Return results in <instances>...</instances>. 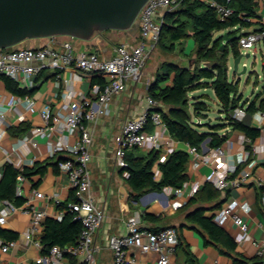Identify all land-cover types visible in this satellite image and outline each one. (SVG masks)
<instances>
[{
	"label": "built area",
	"instance_id": "built-area-1",
	"mask_svg": "<svg viewBox=\"0 0 264 264\" xmlns=\"http://www.w3.org/2000/svg\"><path fill=\"white\" fill-rule=\"evenodd\" d=\"M201 1L210 4L222 21L233 14L231 8L216 0ZM254 2L257 3L258 9L264 7V0H254ZM177 5L178 0H148L137 19L140 40L133 46L126 43L115 46L111 56L94 51H76L70 40L64 41L59 46L47 45L37 48L14 46L0 49V77L7 76L25 89H33L36 86V77L47 70H52L57 79L61 78L63 70L72 69L77 73L103 78L105 81L104 85L101 83L92 85L88 94L80 93L62 100L56 110L48 103L38 108L36 101L30 96L12 97L5 108L2 106L0 109V142L6 135L5 130L11 127L5 121V115L11 109L17 110L20 121L25 120V115L19 105H22L28 113L38 114L41 117L44 126L30 128L21 138V143H31L36 147L39 143L36 138H46L50 155L65 158L59 162L58 167L67 177L68 186L76 198L75 201L68 203V210L76 212V218L82 223V231L76 243L64 247H51L47 253L39 255L36 259L37 264H69L72 258H82L87 264L96 263L95 234L103 223L105 212L96 205L91 193L93 131L90 124H94L101 116L108 114L110 103L127 89L129 82L138 83L141 80L150 54L159 42L162 15L166 11L173 10ZM239 35L240 51L243 54L254 53L253 49L261 45L264 39V33L245 31V29L241 30ZM3 102L4 99L0 98V106ZM146 105L147 108L143 112L124 123L114 138V157L120 168L126 166V153L133 148L148 151L166 149L167 155L176 150L175 140L170 136L161 113L152 110L158 106V103L147 96ZM247 113H249L247 105L242 103L234 109L232 116L243 121ZM252 115L262 126L264 111H257ZM195 122L202 124L203 120L195 118ZM260 130V139L264 143V128L261 127ZM54 135H58L56 140ZM248 143L250 139L243 136L237 164L234 161L229 164L223 162L225 152L222 147L210 149L208 154L203 155L199 149L188 145L185 152L189 155V164L193 169L198 168L202 163L212 166L213 172L205 182H211L216 189L222 191L247 185L251 181L254 153L246 147ZM20 151L16 145L11 148V154L4 150L8 163L23 170L27 163L22 160ZM166 156L161 157L160 161H164ZM238 166L243 167L237 172ZM154 173L156 179H160L161 172L157 164ZM124 176L127 177L128 173L125 172ZM26 179L23 175L18 177L17 196H23L22 183ZM256 181L262 185L261 179ZM200 186L201 184H194L188 192L185 184L182 188H171V190L176 196L186 194L190 199ZM53 197L56 198L57 204H60L58 195ZM34 198L50 199L41 191L35 190L33 198L26 199L21 206H16L8 200H0V225H5L8 217L20 209L28 213L30 224L21 237L33 242L42 251L40 237L48 215L46 211L33 204ZM262 199L264 200V193ZM184 205H186L185 201L173 203L174 208H181ZM250 211L251 207L248 203H239L235 199L228 200L214 213V221L220 226L232 222L241 232L236 242L249 241L251 240L248 233L249 225L244 214ZM63 214L64 211H60L58 219H61ZM126 229L125 233L113 234L108 238V247L113 253L112 264H138L134 256L137 252L154 255L156 264H172V258L179 244L176 228L168 226L159 231L141 229V218L132 216L126 221ZM254 244L257 247V256L264 264V234L260 240L254 241ZM19 246L17 239L6 241L0 238V249L3 252L16 250Z\"/></svg>",
	"mask_w": 264,
	"mask_h": 264
},
{
	"label": "crops",
	"instance_id": "crops-1",
	"mask_svg": "<svg viewBox=\"0 0 264 264\" xmlns=\"http://www.w3.org/2000/svg\"><path fill=\"white\" fill-rule=\"evenodd\" d=\"M258 14L261 17L260 21L255 22L253 27L245 29V31H254L258 29L261 24L264 26V7L258 9ZM222 34V32H219V34L214 37L218 38ZM122 35L123 40L120 42L121 44L126 43L133 46L140 40L138 26L133 30L123 31ZM110 39V33L106 31L96 34L88 41L75 38L72 39L67 36H56L28 39L26 43L23 44L24 46L37 48L47 45L59 46L64 41L70 40L76 51L94 50V52L98 51V53L102 55L111 56L114 47L110 45V50L105 47V45H109L108 42ZM261 45H258L256 49H260ZM194 46H196L195 41L192 40V37H189L181 43L176 44L175 52H173V54H179L176 59H164L163 56H161L162 60L159 61L157 57L159 55H156V57L151 56L145 66L144 82L148 81L149 85L154 82L156 73L164 62H173L181 66H187L185 63L195 58ZM260 50H263V45ZM230 55L233 61L234 56L232 53ZM45 74L53 75L55 73L52 70H47ZM95 77L97 76L81 74L72 69H66L61 72L60 79H57L56 75H53L49 79H45L44 81L41 80L38 83L36 82L37 92L32 98L36 101L38 108L48 103L56 110L62 100L72 95H79L80 93L88 94L92 85L95 84L93 83ZM135 85L136 83L129 82L127 89L110 103L108 114L100 117L102 120H105L103 122L104 124H100L102 132H106L107 135L109 134V137L105 136L100 141H93L94 145L92 144L93 147H91V193L96 205L105 212L103 223L95 234V264H112L113 253L108 247V238L113 234L125 233L127 231L126 221L132 216H139L141 218L142 229L166 226H173L176 228L181 237V245L172 258V264H232L231 258L221 254L215 246L205 244L203 236L197 230L193 229L190 223L186 222V212L183 211L185 205L181 208H174L173 203L175 201H185L187 204L189 199L186 197V194L183 196H176L172 193L171 188L168 187L162 192H150L145 194L138 202L131 200L130 188L120 174V167L117 168L114 162L115 143L114 139L110 141V135H114L115 138L128 119L137 116L147 108L145 103H141L138 107L137 95L133 89ZM130 87L133 88L129 90ZM212 93L217 101L219 116L223 118L224 115L220 113L221 108L213 90ZM194 95L197 94L193 93V96ZM12 97L17 96L6 90L3 77L0 78V98L4 99L0 109H2V106L5 108L6 103H8ZM263 97L264 94L261 98ZM254 99L248 101L251 102ZM248 101H244L243 104L246 102L249 103ZM257 102L259 103V101ZM19 108H22L24 111V121L19 120V113L16 109H11L5 115V121L10 124L11 127L5 130L6 135L0 142V166L8 162L4 150H7L11 154V148L15 145L20 148L21 158L27 163L26 167L33 168L36 163H50L43 177L35 175L30 179L27 178L22 183L23 197L25 199L33 198V192L35 190L41 191L50 199L39 200L34 198L33 204L46 211L47 217L58 218L60 210L57 209V200L53 196L58 195L59 202L64 203L69 201L72 190L68 186L67 177L61 173L60 170L58 173L54 172L52 164L57 161L59 156L52 157L50 155L46 138H36L39 143L38 146L35 147L31 143L22 144L21 138H23V136L11 135L10 129L18 127L21 124L28 125L30 128L44 126V122L38 114L28 113L22 105H19ZM247 118L250 121L249 123L246 122ZM243 122L253 128H264V121L261 126L260 123L253 118L251 113L246 114ZM202 124L205 123L202 122ZM90 127L92 131L95 130L93 123L90 124ZM112 127L120 128L119 132L111 131ZM204 128H207V125L199 129L200 131H206ZM219 133L221 135L228 134L227 141L221 146L225 152L223 162L229 164L231 161H234L237 164L241 152V141L243 136L246 135L238 130H232L229 127L222 129ZM57 138L58 135H54V139L56 140ZM174 147L176 150L180 149L186 151L188 144L175 140ZM246 147L254 153L253 177L249 184L231 188L227 201L235 199L239 203H248L251 207V211L248 214H244V217L248 221V233L251 236V240L237 242V253L246 258H253L257 256V247L254 241L260 240L264 234V200L262 199L264 193V166H262L264 163V143L259 137L255 141L250 139V143H248ZM209 150L207 144L205 146L202 144L199 152L206 155ZM166 153V149L162 151V157L166 156ZM212 172L213 169L210 164L202 163L196 169H193L189 164L187 181L185 182L187 192L194 184H204L207 177L210 176ZM0 174L2 175V171H0ZM257 179L262 180V185L257 183ZM207 214H211V212H207ZM160 217H162L161 220H159ZM29 224L30 215L20 209L8 217L5 225H0L1 229L17 234V240L20 244L18 249L9 252H3L0 249V264H37L36 259L42 253L41 249L33 242H28L21 237L22 233L28 229ZM222 227L235 238V240L241 235L240 230L232 222H227ZM0 238L5 240V237L1 235ZM187 252L194 258V262L187 259ZM134 256L138 264H156V257L154 255H143L137 252ZM69 264L87 263L82 258H72Z\"/></svg>",
	"mask_w": 264,
	"mask_h": 264
},
{
	"label": "trees",
	"instance_id": "trees-1",
	"mask_svg": "<svg viewBox=\"0 0 264 264\" xmlns=\"http://www.w3.org/2000/svg\"><path fill=\"white\" fill-rule=\"evenodd\" d=\"M216 1L233 10L230 18L222 21L216 10L201 0H178V5L173 10L163 13L157 46L161 51L171 54L175 52L177 43L192 37L196 44L194 54L197 63L191 68L173 62L162 63L154 82L148 86L147 91L148 96L158 103L155 110L161 113L170 136L176 141L186 143L199 150L206 140L209 149L221 147L227 141L228 134L221 135L219 131L228 127L242 132L252 141L261 136L260 129L233 118V111L241 104L242 99L237 94L238 86L230 80L228 75L229 54L232 53L234 57L241 54L239 46L241 30L249 29L254 26L255 22L260 21L258 5L254 0ZM235 27L237 28L235 29ZM221 31H227L229 37L237 35V38L227 42L224 49H220L223 36L214 37L215 33ZM254 31L264 33V26L261 24ZM262 45L264 48V39ZM45 72L43 71L36 77L37 83L55 75L45 74ZM2 77L6 90L13 95L32 97L37 92V86L30 90L25 89L9 77ZM93 83L104 85L105 81L103 78L95 77ZM203 88L214 91L221 108L220 113L224 115L219 122L221 125H207L209 129L206 131H200L199 128L204 126L197 124L195 118L207 120L209 108L203 97L193 96L194 91ZM261 96L263 95L259 93L253 101L245 103L249 113L264 111V97L261 98ZM29 128L28 125L21 124L11 128L10 133L13 136L22 137L29 132ZM161 157V150H152L144 154L140 152L139 148L127 151L126 166L120 168V174L130 188L131 200L138 202L147 193L162 192L168 187L182 188L184 186L189 166L188 153L178 149L168 154L164 161H160ZM64 159L63 156H59L57 161L52 164L55 173L59 172V162ZM49 164L48 162L36 163L33 168L25 167L23 170L17 169L8 162L0 166V171H2L0 200H8L16 206L23 205L26 199L16 195L18 177L20 175L28 179L35 175L43 177ZM156 164L161 172V177L158 180L154 173ZM241 167L238 166L237 172ZM125 172L128 173L127 177L124 176ZM230 190L227 188L221 191L216 189L211 182H205L183 208V211L186 212V222L190 223L192 228L203 236L205 244L215 246L221 254L231 258L232 264H262V260L258 256L246 258L237 253L235 238L214 221V213L227 201ZM75 200L74 192L71 191L69 201L57 204V209L64 211L62 218H46L45 227L40 237L42 254L47 253L53 246L64 247L76 243L82 231V223L76 218V212L68 210V203ZM207 212H211V214H207ZM161 219L162 217L159 218V220ZM163 228L165 227L148 228V230L159 231ZM0 235L5 237L6 241L15 240L18 237L17 234L1 228ZM180 245L181 237L179 235L177 249ZM186 254L189 261H195L189 252Z\"/></svg>",
	"mask_w": 264,
	"mask_h": 264
},
{
	"label": "water",
	"instance_id": "water-1",
	"mask_svg": "<svg viewBox=\"0 0 264 264\" xmlns=\"http://www.w3.org/2000/svg\"><path fill=\"white\" fill-rule=\"evenodd\" d=\"M148 0H0V49L28 39L67 36L88 41L107 30L129 31L137 27L138 15ZM220 49L237 38L223 34ZM250 53L233 57V72ZM196 97V96H195ZM155 110V109H152ZM207 140L203 143L205 146Z\"/></svg>",
	"mask_w": 264,
	"mask_h": 264
},
{
	"label": "rangeland",
	"instance_id": "rangeland-1",
	"mask_svg": "<svg viewBox=\"0 0 264 264\" xmlns=\"http://www.w3.org/2000/svg\"><path fill=\"white\" fill-rule=\"evenodd\" d=\"M123 31H110V41L108 42L109 45H105L106 49H109V46L112 45V47H115L117 44H119L122 40H123V35H122ZM222 33H224L223 31H221ZM218 33H216L215 35H218ZM192 40L194 41V39L192 38ZM27 40H25L24 42H22L21 44L17 45V47H29V46H24L23 43H26ZM191 48V47H190ZM196 46H194L193 49H195ZM262 48V45L260 46V49ZM192 49V50H193ZM260 49H253V52L251 54V56L249 58L244 57L239 65V71L243 70L244 65H246L247 67V71L245 74L238 76L237 73L233 72L232 66H233V61L231 60V53L229 54V58H228V75L231 81H234L235 85L238 86V96L241 97L242 101L241 104L244 101H248L250 99H254L256 98V95H258L259 93H261V95L264 94V48L261 51ZM94 51V50H93ZM98 52V51H96ZM157 56L159 61L162 60V57L164 59H176L178 57L179 54H165L163 53L160 48L157 46L155 47V49L151 52L150 57H156ZM149 57V59H150ZM148 59V60H149ZM196 59L193 58L190 61H187L185 64H187L188 67H193L196 64ZM146 66V65H145ZM231 66V67H230ZM144 72H145V67L143 69L142 72V78L141 80L136 83V85L133 87H130L129 90H131L132 88L135 90V93L137 95V101H138V107L141 105V103H145L146 104V98L148 96L147 91H148V86H149V82L146 81L144 82ZM194 94H197L198 96L203 97L204 101L206 102L209 111L207 114V121L203 120V123L201 126H206V125H221L219 124V122L221 121L220 116H219V111H218V106H217V101L214 98V95L212 93V90H210L209 88H203V89H199L193 92ZM105 120H102V118L98 119L95 123H94V129L93 130V141L95 142L96 140L100 141L103 137H109L106 132H102V127L100 124H102ZM210 121V122H209ZM246 122L249 123V119H246ZM217 123V124H216ZM104 124V123H103ZM202 128V127H200ZM206 130H208V126L207 128H204ZM120 128H116V127H112L111 131H115V132H119ZM221 131V130H220ZM112 139H114V135H110V141H112ZM103 141V140H102ZM106 141V140H105ZM93 142V145H94ZM93 147V146H92ZM141 153H147L148 150H143L140 149ZM94 158V157H93ZM114 162L116 167L118 168L119 165L116 161V159L114 158ZM148 194V193H147Z\"/></svg>",
	"mask_w": 264,
	"mask_h": 264
}]
</instances>
